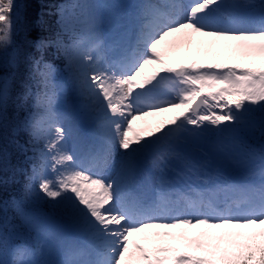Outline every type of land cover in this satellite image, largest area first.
I'll return each instance as SVG.
<instances>
[{"label":"snow or ice","instance_id":"snow-or-ice-1","mask_svg":"<svg viewBox=\"0 0 264 264\" xmlns=\"http://www.w3.org/2000/svg\"><path fill=\"white\" fill-rule=\"evenodd\" d=\"M103 7L97 0L64 4L57 6L54 23L38 21L49 35L35 42L37 50L54 47L68 77L57 82L51 63L42 55L29 57L32 83L25 85L21 97L35 98L34 111L19 128L28 133L32 150L42 161L39 169L33 167L26 194L31 195L38 184L52 209L83 237V243L66 247L58 264H264V152L260 184H238L223 179L200 143L206 132L236 126L245 135L258 130L264 136V118L257 128L249 115L257 108L264 113V0L259 4L192 0L186 13L173 4L169 7L176 11L168 14L142 3L131 39L127 24L119 19L112 22L111 37L105 38ZM69 8L86 10L88 19L81 37L65 43ZM245 8L258 15L242 14ZM221 15L228 16L227 23L217 19ZM18 26H23L21 5L17 0H0V51L14 43ZM194 37L209 38L231 51L238 62H169L168 53L191 45ZM19 55L14 49L5 64L16 67ZM146 68L150 74L145 75ZM165 81L177 85L179 93L175 99L155 102L153 90ZM11 82L8 75H0V126ZM67 91L86 101L83 107L102 133L101 147L91 154L94 168L78 164L66 146V130L58 123L63 113L57 104ZM175 109L181 111L146 126L144 135L134 131V121ZM42 125L47 126L45 135ZM41 140L43 147L36 148ZM244 146V135H238L230 146H215V152L234 164L238 161L232 152ZM18 147L28 151L25 145ZM115 149L122 150L119 161L112 160ZM3 160L0 152V164ZM145 161L154 171L150 197L132 190ZM113 162L116 176L105 178L100 169ZM170 173L214 188L177 192L169 182ZM4 231L0 224V246L5 243ZM23 254L26 250H18Z\"/></svg>","mask_w":264,"mask_h":264},{"label":"rangeland","instance_id":"rangeland-1","mask_svg":"<svg viewBox=\"0 0 264 264\" xmlns=\"http://www.w3.org/2000/svg\"><path fill=\"white\" fill-rule=\"evenodd\" d=\"M18 1V0H17ZM145 0H97L98 3L103 5V23L101 25V30L104 33L105 38L111 37L113 34V24L112 22L116 19L121 20L128 26V36H133L134 28V18L138 11V6ZM151 4L158 6L162 13L168 14L172 13L170 11L169 5L171 1L168 0H147ZM87 3L88 0H60L57 6H62L64 4L72 3ZM240 3H244V0H239ZM257 4L260 0H255ZM242 14L248 15H258V11L253 13L250 9H241ZM57 19V15H55ZM88 19L86 10L82 9H72L69 8L67 14L65 15V22L68 25V31L66 35L70 37V42L73 38L81 37L83 34L86 21ZM221 19L228 21V16L221 15ZM56 21V20H55ZM193 43L191 45H185L181 48L171 50L168 53L169 62L172 63H209V62H219V63H234L238 62L234 59L233 53L229 50L224 49L218 44H214L209 41L207 37H194ZM197 41H205L203 45L197 44ZM69 42V43H70ZM151 69H145V75L150 74ZM62 78L57 79L59 83H64L67 80L68 73L66 70L62 72ZM182 87V86H180ZM179 93V87L173 84L171 81L162 82L156 89L153 90L152 96L155 102H162L168 99H175ZM86 101L77 97L71 91L66 92V97L62 98L57 104V111L63 113V120L73 121L77 132H81L85 135L87 140L85 143L88 144L91 152L98 150L103 143L102 133L97 127V120L88 116L87 110L83 107ZM181 109H175L166 113L152 114L144 116L142 119H138L133 122L134 131L140 132L144 135V129L148 125H156L160 121L167 120L171 116L177 114ZM251 118L256 122L257 128L259 122L264 118V113H262L258 108L252 111L250 114ZM61 123V120L58 121ZM47 126L42 125V133L46 134ZM131 135V133H130ZM238 135H244L245 143H251V145H258L264 143V137L261 136L260 132L257 130L255 132H248L246 135L240 131V126L234 128H224L220 132H206L204 137L201 139V145L207 150L212 165L214 168L219 169L222 173L223 179L230 182H235L238 184H253L258 185L261 182V177L259 173V167L261 164L260 156L261 153L255 151L253 155L247 149H235L232 152L233 157L238 163L230 164L224 162L218 153L215 152V146L225 145L230 146L233 139ZM247 138V139H246ZM68 141V139H67ZM66 141V142H67ZM44 143V142H43ZM71 146L80 144L79 141L75 143V138L71 140ZM67 148L70 150V145L66 144ZM43 147V146H42ZM239 151V152H236ZM71 152V151H70ZM120 149H115L112 151L111 157L113 161H119L121 159ZM239 153V155H237ZM72 154V153H71ZM74 155V154H73ZM39 156V155H38ZM76 159L81 157L80 154L74 155ZM40 159V158H39ZM42 161L40 159L38 166L41 167ZM32 165L30 168L33 171ZM105 178L111 179L116 176V164L113 162L111 166L107 167V172L101 173ZM154 171L150 164L142 162L136 172L135 176H140L145 178L144 185L147 188L153 190L152 187V177ZM237 176L242 179L238 182L232 178V176ZM169 182L172 188L177 192H185L187 188L195 189L197 191H212L214 185L203 183L195 178L189 179L183 176H177L175 174H169ZM198 182L201 183L199 186ZM32 192L36 197L40 198L39 191L35 188ZM41 194V193H40ZM23 223L27 225V228L34 233L36 239L39 240V248H36L32 240L22 239L20 236L12 231H4L5 243L0 246V264L7 262V264H13L15 261H47L49 264H58V261L65 258V249L69 244H79L83 243V237L73 230L67 222H57L53 221V218L47 214L36 211H30V215L25 214L23 211ZM67 223V224H66ZM9 225V223H8ZM12 231V232H11ZM195 231V230H193ZM18 250H26V254L18 255Z\"/></svg>","mask_w":264,"mask_h":264},{"label":"trees","instance_id":"trees-1","mask_svg":"<svg viewBox=\"0 0 264 264\" xmlns=\"http://www.w3.org/2000/svg\"><path fill=\"white\" fill-rule=\"evenodd\" d=\"M59 1L18 0L22 9L23 26H18L14 33L12 37L14 43L6 51H0V75L12 78L5 120L0 126V152L4 155L3 163L0 164V179L4 181L0 183V224L5 226L6 232L12 229L18 237L32 240L35 244H38L36 236L22 222V210L27 214L30 211L43 212L53 218L54 222L68 223L58 211L52 209L42 193L38 199L32 193L26 194L25 188L32 174L30 165L37 167L40 159L38 153L32 150L33 144L29 143L28 133L19 128L29 112L34 111L33 96L26 100L21 99L25 85L32 83L29 79L31 61L28 58L39 59L42 55L45 61L57 69L55 79L63 77L64 61L55 56V48L49 46L40 51L35 45L40 37L49 35L48 32L42 31L38 21L42 20L45 25L54 23L55 7ZM63 40L69 43L70 37L65 34ZM17 48L20 52L17 66L14 68L7 66L5 61L11 58V54ZM43 142L41 140L35 147H42ZM18 145H25L28 151H22Z\"/></svg>","mask_w":264,"mask_h":264},{"label":"bare ground","instance_id":"bare-ground-1","mask_svg":"<svg viewBox=\"0 0 264 264\" xmlns=\"http://www.w3.org/2000/svg\"><path fill=\"white\" fill-rule=\"evenodd\" d=\"M190 1L191 0H178V1L173 0V4L180 5L179 11H181L182 13H186L187 12V6L191 3ZM173 10L176 11V9H173ZM223 16H225V15H223ZM217 19H219L221 22H224V23L228 22V21L222 20L221 16L217 17ZM128 38L131 39L132 35H129ZM60 124H62V126L66 130V135H67V139H68L66 144L70 145L71 153L74 155H76V154L81 155V157L76 159L77 163L81 164L85 167H86V165L90 166L91 164L89 161H91L92 152H91V149L89 148L88 144L85 143L87 141L85 139V135L81 132L76 131V127H75V124L73 121L70 122L68 120L61 119ZM74 138H75V143L77 141H79L80 144H76L74 146H71V144H70L71 140ZM111 165H112V163H110L108 166L103 167L102 169H100V172L101 173L105 172V169H107V167H109ZM144 180H145V178H143V177L140 178V176H135V181H134V185L132 187V190L134 192H136L137 194H141V195L150 197L153 194V190L151 189V187L147 188V186L144 185ZM198 184H199V186L201 185L200 182H198ZM189 190H190V188H187L186 191L183 193L187 194L189 192Z\"/></svg>","mask_w":264,"mask_h":264}]
</instances>
